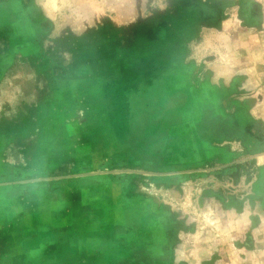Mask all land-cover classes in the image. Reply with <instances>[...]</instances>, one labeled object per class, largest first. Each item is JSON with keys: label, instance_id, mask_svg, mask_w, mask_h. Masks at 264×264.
<instances>
[{"label": "rangeland", "instance_id": "rangeland-1", "mask_svg": "<svg viewBox=\"0 0 264 264\" xmlns=\"http://www.w3.org/2000/svg\"><path fill=\"white\" fill-rule=\"evenodd\" d=\"M0 264H264V0H0Z\"/></svg>", "mask_w": 264, "mask_h": 264}, {"label": "crops", "instance_id": "crops-1", "mask_svg": "<svg viewBox=\"0 0 264 264\" xmlns=\"http://www.w3.org/2000/svg\"><path fill=\"white\" fill-rule=\"evenodd\" d=\"M72 81H73V83H78L79 85L81 84L82 86H86L87 88L90 87V84L93 85V84H96L97 83L96 77H93L92 75H91V77L84 78V79L73 78L70 83H72ZM58 88H59V91L65 92L63 90L64 89V86H58ZM117 88H118V86H117ZM66 89H69L68 92L75 97L76 95H79L80 93H82V91L85 89V87L82 90L80 89V86L79 87H75L74 86V87H71V88L70 87H67ZM116 90H118V89H116ZM111 91H108L109 94L111 93ZM84 93H88L89 96H87V97L89 98V100H91V89L89 88L88 90L84 91ZM167 107L171 111L172 110H175L176 111V110H182L183 109L182 110L183 111V115L186 117L187 111L184 109L185 106L184 107L181 106L178 109L176 107H173V106H171V107L167 106ZM94 113H95V111H94ZM112 114H115V112L112 111ZM119 114H122L121 111H120ZM184 116H182V120L177 125H176V123H175V121L173 119L169 122V124L167 126L163 124V126H162L163 127V131H165V133L168 134V135L166 137H163L162 140L161 139H157L156 142H159L160 141L162 143H165L166 141L167 142H170V141H172L174 139L177 140V139H179L181 137L184 138L190 132L189 129H187V126L188 125L191 126V124H189V123L186 124V119L184 118ZM114 118H115V116H114ZM160 119L162 120V122H165V123L168 122V121L167 122L165 121V118H164L163 115L159 118L158 121H160ZM109 121H110V119H109ZM114 121H115V119H111V121H110L111 122V125H112V123ZM171 123H173V124H171ZM92 126H93V128H96L98 125L97 124H92ZM177 128H179V130H177ZM94 131H96V129ZM105 133L106 132L103 131V133L101 132L100 134L94 135L95 137H93V136L91 137V140L89 141V144L91 143L90 144L91 145V159L98 157V158H101L104 161V159L113 156V153L111 152L113 150L112 149H109L110 136H108V135L107 136H104ZM177 133H178L179 136L178 137H175V135ZM199 140L200 139H198V137H197L196 143H199L200 144ZM71 151L72 152L69 153L71 155V157L72 156H75V155H73L75 151L74 150H71ZM102 151H104V152H102ZM155 155L158 156V157L161 156V154H158V153L155 154ZM166 156H169V155L168 154L164 155V157H166ZM179 156L182 157V158H185L182 155H179ZM186 156L188 157L187 154H186ZM91 162H92V160H91ZM91 205H92V202H91ZM17 216L18 215H16L15 217H17ZM23 221H26V220L23 219ZM47 221H48V219H47ZM48 223H51V222L49 221ZM52 226L53 225H51V227ZM55 229H57V228H55ZM72 236H74L73 234L70 237L72 239H74V237H72ZM46 238L49 239V237L47 235H46Z\"/></svg>", "mask_w": 264, "mask_h": 264}, {"label": "trees", "instance_id": "trees-1", "mask_svg": "<svg viewBox=\"0 0 264 264\" xmlns=\"http://www.w3.org/2000/svg\"><path fill=\"white\" fill-rule=\"evenodd\" d=\"M248 140V139H247Z\"/></svg>", "mask_w": 264, "mask_h": 264}]
</instances>
